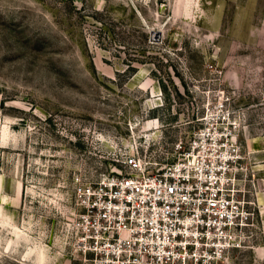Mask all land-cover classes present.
<instances>
[{
	"label": "rangeland",
	"instance_id": "obj_1",
	"mask_svg": "<svg viewBox=\"0 0 264 264\" xmlns=\"http://www.w3.org/2000/svg\"><path fill=\"white\" fill-rule=\"evenodd\" d=\"M216 106L259 214L223 264H264V0H0V264H86L77 178L164 165Z\"/></svg>",
	"mask_w": 264,
	"mask_h": 264
},
{
	"label": "built area",
	"instance_id": "obj_2",
	"mask_svg": "<svg viewBox=\"0 0 264 264\" xmlns=\"http://www.w3.org/2000/svg\"><path fill=\"white\" fill-rule=\"evenodd\" d=\"M235 112L206 111L164 165L133 153L108 175L77 178L80 211L71 240L77 256L86 264H223L227 250L253 241L255 184L239 124L231 120Z\"/></svg>",
	"mask_w": 264,
	"mask_h": 264
},
{
	"label": "bare ground",
	"instance_id": "obj_3",
	"mask_svg": "<svg viewBox=\"0 0 264 264\" xmlns=\"http://www.w3.org/2000/svg\"><path fill=\"white\" fill-rule=\"evenodd\" d=\"M254 151L257 152V150L253 149V152H254ZM253 159H254V157H253ZM257 195H258L259 204H260V205H263V204H264V201H262V200H263L264 196H261V195H262V194H261L260 197H259V190H258V194H257ZM256 201H257V200H256ZM256 205H257V202H256Z\"/></svg>",
	"mask_w": 264,
	"mask_h": 264
}]
</instances>
